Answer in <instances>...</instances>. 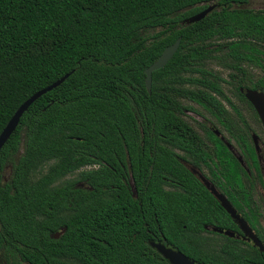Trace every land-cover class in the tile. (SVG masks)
<instances>
[{"label":"trees","instance_id":"1","mask_svg":"<svg viewBox=\"0 0 264 264\" xmlns=\"http://www.w3.org/2000/svg\"><path fill=\"white\" fill-rule=\"evenodd\" d=\"M205 1L210 0H0V133L21 104L69 75L30 105L0 150V257L6 264L14 249L26 257L31 254L33 264H45L40 246L46 240L56 246L61 242L70 254L89 244L106 222L104 216L97 218L94 205H111V231L120 230L119 225L131 219L117 208L137 205L123 193L130 188L129 174L135 189L143 192V205H169L157 201L169 196L168 157L138 158L131 144L171 142L176 128L186 125L180 116L187 103L183 99H201L207 86H217L210 79L218 76L203 65L210 56L203 43L211 33L239 27L264 40L260 11L221 9L192 25L180 24ZM177 38L178 50L152 72L148 92L144 70ZM233 57L239 76L247 79L240 87L264 93V78L253 83L244 66L252 64V53L233 52ZM243 133L241 129L245 141ZM104 143L114 145H100ZM122 144L128 145L129 167L121 154V165L110 163L96 176L81 169L92 162L96 148L112 158L107 152L123 151ZM152 148L145 146L146 151ZM7 164L12 171L4 181ZM78 170L75 180L50 186ZM84 189L119 194H113L110 203H93L87 194L71 195L79 201L64 205L76 208L78 217L65 222L67 230L58 241L50 240L48 232L56 230L58 221L46 219L45 210L60 205L61 197L52 192Z\"/></svg>","mask_w":264,"mask_h":264},{"label":"flooded vegetation","instance_id":"2","mask_svg":"<svg viewBox=\"0 0 264 264\" xmlns=\"http://www.w3.org/2000/svg\"><path fill=\"white\" fill-rule=\"evenodd\" d=\"M252 1H205L198 4L197 7H202L200 11L186 19L210 6L214 8L207 15L221 9L260 11L264 15V8L250 7ZM186 19L180 24L192 25L184 24ZM203 44L210 52L203 62L204 68L213 54L225 52L230 55L232 62L228 66V78L212 72L218 76L210 79L217 84L216 87L207 86L206 94L201 99H183L187 103H184L186 108L182 109L180 116L186 125L176 128L171 142L131 144L137 147L134 154L138 158L142 159L148 154L161 161L168 157L170 173L166 191L169 196L158 198L157 201L168 202L169 205H143V192L135 189L132 175L129 174L130 188L123 193L130 196L129 202L137 205L117 209L131 220L120 225L115 223L122 228L113 233V223L110 221L113 207L94 205L92 210L97 218L104 216L106 219L99 225L102 230L95 232L89 244L77 246L72 254L64 251L61 242L56 246L46 240L40 246L45 264H172L166 253L179 254L186 264H264V126L255 108L246 99L245 92L252 90L264 93L240 87L243 80L247 79L239 76L235 69L238 60L233 57V52L252 53V67L264 71V40L255 33L237 27L211 33ZM240 95L245 100H241ZM241 129L245 141L240 138ZM100 145L109 147L114 144ZM122 146L123 151L113 148L107 152L113 155L112 158L96 148L91 156L92 162L81 169L91 171L96 176L104 168H110V163L121 165V154L129 167L128 145ZM145 146L153 148L146 151ZM6 167L8 164L3 172ZM64 178L57 179L50 186H61ZM79 186L84 187L81 183ZM52 193L61 196L57 200L60 205L47 206L45 210L46 219L51 220L52 224L54 220L58 221V225H54L56 230L48 232V238L52 241H58L66 232V221L78 217L76 208L70 203L64 205L65 202L79 201L71 198V195L87 194L93 196L90 199L93 203H110L112 195L119 194L116 191L95 189ZM65 193L69 195L67 199L63 197ZM222 199L228 202L229 209L224 207ZM158 212L165 215H159ZM162 217L169 220L158 221ZM146 218L151 220L145 221ZM30 256L16 253L14 249L9 264H33ZM0 264H6L1 257Z\"/></svg>","mask_w":264,"mask_h":264},{"label":"water","instance_id":"3","mask_svg":"<svg viewBox=\"0 0 264 264\" xmlns=\"http://www.w3.org/2000/svg\"><path fill=\"white\" fill-rule=\"evenodd\" d=\"M214 7L210 6L206 10L200 12L199 14L188 18L184 21V24L189 25L193 24L195 22H198L202 20ZM180 45V39H177L172 45L166 47L160 56L157 58V60L152 63L147 69L144 70L145 74V86L148 92H150L151 89V80H152V72L157 71L164 67L174 56L176 51L178 50ZM69 75H65L61 79L57 80L50 86L36 92L34 95H32L29 99H27L23 104L19 106V108L15 111L13 116L10 118L2 132L0 133V150L6 143V141L9 139L11 134L15 131L19 124V120L22 117L23 113L27 111V109L30 107L32 103H34L37 99H39L42 95L46 94L47 92L53 90L54 88L58 87L60 84H62ZM246 99L253 105L255 108L263 126H264V95L260 92L247 90L245 92ZM222 204L226 209H229V204L224 199L221 200ZM176 255V256H174ZM166 257L170 259V262L172 264H186L185 260H181L179 257V254H173V253H166ZM175 257V258H174Z\"/></svg>","mask_w":264,"mask_h":264},{"label":"rangeland","instance_id":"4","mask_svg":"<svg viewBox=\"0 0 264 264\" xmlns=\"http://www.w3.org/2000/svg\"><path fill=\"white\" fill-rule=\"evenodd\" d=\"M250 7L253 9H262L264 8V1L261 0H253ZM153 34V33H151ZM232 60L230 55H226L225 52L216 53L213 54L212 58L207 61L205 64V68L210 70L213 73H217L220 77L228 78L229 75V67ZM248 71V78H251L252 80L258 79L259 77H264V71L257 68L252 67V64H244ZM23 148L20 147V150L22 152ZM20 152V153H21ZM11 164H8V167H6L5 171L3 172L4 179H9L10 173H11ZM78 177V172H75L71 175H68L64 178V181H71L75 180Z\"/></svg>","mask_w":264,"mask_h":264}]
</instances>
